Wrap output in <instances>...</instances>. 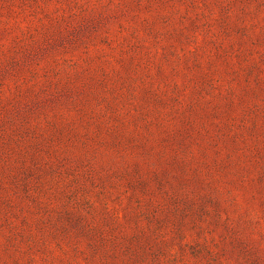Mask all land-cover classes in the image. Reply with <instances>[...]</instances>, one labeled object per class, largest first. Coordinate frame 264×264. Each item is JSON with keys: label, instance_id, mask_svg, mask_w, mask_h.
Returning <instances> with one entry per match:
<instances>
[{"label": "rangeland", "instance_id": "374dc122", "mask_svg": "<svg viewBox=\"0 0 264 264\" xmlns=\"http://www.w3.org/2000/svg\"><path fill=\"white\" fill-rule=\"evenodd\" d=\"M0 264H264V0H0Z\"/></svg>", "mask_w": 264, "mask_h": 264}]
</instances>
